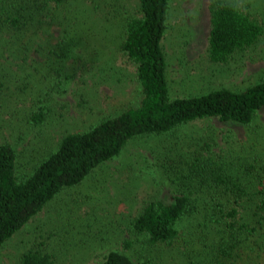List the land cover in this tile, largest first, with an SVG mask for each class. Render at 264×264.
<instances>
[{"label":"trees","instance_id":"obj_1","mask_svg":"<svg viewBox=\"0 0 264 264\" xmlns=\"http://www.w3.org/2000/svg\"><path fill=\"white\" fill-rule=\"evenodd\" d=\"M170 8V0H0V57L10 59L0 62V112L13 116L18 101H32L26 105L28 120L40 123L49 107L25 78L36 81L34 74L39 73L51 88L66 86L72 75L62 74L65 60L81 58L78 50L103 40L100 26L111 31L115 24V47L135 67L137 83L134 96L117 112L105 114L85 130L64 134L55 150L23 177L16 173L15 146L0 135V246L60 190L81 182L135 137L170 134L207 118L247 127L253 122L264 106V77L241 89L222 86L171 95L162 45ZM247 9L237 0H209L210 61L227 62L264 33V24ZM33 53L41 59H34ZM13 65L25 69L27 77ZM249 130L252 136L242 154L230 148L225 155L215 153L210 132L202 149L178 152L182 148L176 150L174 140L163 146L165 155L152 157L170 193L167 199L145 202L131 219V231L142 247L180 246L184 240L205 252L182 264H256L250 254L262 253L263 247L255 234L264 236V130ZM131 245L126 239L122 247ZM19 264L59 263L51 251L31 247L21 254ZM96 264L136 262L123 250L111 248Z\"/></svg>","mask_w":264,"mask_h":264},{"label":"rangeland","instance_id":"obj_2","mask_svg":"<svg viewBox=\"0 0 264 264\" xmlns=\"http://www.w3.org/2000/svg\"><path fill=\"white\" fill-rule=\"evenodd\" d=\"M244 5L248 6L249 14L264 24V0H245ZM170 6L162 45L172 96L222 86L241 89L264 77V33L227 62H212L206 53L209 0H170ZM98 29L103 40L98 44L93 40L86 50H78L81 58L65 60L62 74L72 75L66 86L51 88L50 82L46 83L39 73L34 74L36 81L30 76L28 80L25 78L28 86L35 85V94L49 107L40 123L28 120L26 111L32 101L28 104L18 101L13 116L0 112V135L16 148L19 177L28 174L38 161L55 150L64 134L87 129L105 114L117 112L134 96L135 67L120 57L115 47L116 35L106 27ZM57 31L55 28L54 32ZM32 55L41 59L37 53ZM5 60L0 57V62ZM11 67L20 75L21 68L19 71L17 65ZM24 70L22 76L27 77ZM255 128L264 130V106L249 127L207 118L180 126L170 134L129 140L117 156L97 166L78 184L60 190L7 239L0 246V264H19L21 254L31 247L51 251L59 264H96L111 248L128 253L136 264H182L190 256H204L201 254L204 249L197 252L182 237L180 246L173 243L144 248L132 233L130 221L145 202L169 197L170 185L152 157L165 155L167 148L163 146L174 140L173 147L182 148L178 152L191 147L202 149L210 132L216 141L212 147L215 153L225 155L230 148L235 154H242L252 136L249 129ZM126 239L132 242L128 249L122 247ZM255 239L263 244L262 253L252 252L251 260L264 264V236L258 232Z\"/></svg>","mask_w":264,"mask_h":264},{"label":"clouds","instance_id":"obj_3","mask_svg":"<svg viewBox=\"0 0 264 264\" xmlns=\"http://www.w3.org/2000/svg\"><path fill=\"white\" fill-rule=\"evenodd\" d=\"M244 2H245V0H237L238 5H240V4L244 3Z\"/></svg>","mask_w":264,"mask_h":264}]
</instances>
